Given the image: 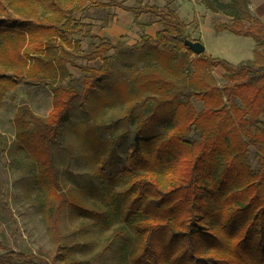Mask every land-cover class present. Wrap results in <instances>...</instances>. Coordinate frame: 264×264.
Listing matches in <instances>:
<instances>
[{"label":"rangeland","instance_id":"rangeland-1","mask_svg":"<svg viewBox=\"0 0 264 264\" xmlns=\"http://www.w3.org/2000/svg\"><path fill=\"white\" fill-rule=\"evenodd\" d=\"M3 1L14 13L35 17L28 2ZM111 1L120 6L107 5ZM208 1L217 12L212 13L205 0L87 2L70 15V30L51 34L44 53H39V62L43 63V75L39 76L44 82L80 91L85 78L96 72L89 94L72 101L69 119L58 132L61 145L52 147L58 184L52 190L60 193V197L49 195V180L40 178L37 164L24 147V136L33 126L29 124L25 131L21 124L29 113L47 117L54 104V93L49 87L34 83L28 73L34 52L27 58L14 57L9 64H4L7 62L0 56V70L28 77L26 81L17 80L0 103V264H38L39 259L33 256L50 264H130L129 255L137 238L135 217L126 219L121 214L117 198H111L113 192L123 193L134 176H145L148 172L164 186L175 181L174 171L163 166L149 171L153 165L140 163L136 171L131 170L127 158L136 140L142 137L162 143L173 135L183 134L185 140L194 143L190 153L199 158L197 164L203 168L199 176L211 186L222 171L229 173V178L242 168L252 171V189L256 190L254 214L263 215L264 148L250 139L254 129L239 126L238 118L243 116L247 121L254 116L242 113L233 117L234 129L203 150L199 144L204 134L197 119L205 107L220 112H231V108L242 110L241 97L250 93L260 80L253 78L246 82L245 72L234 73L223 65H211L200 54L193 53L185 60V50L170 53L164 45L154 47L149 42L135 48L141 38L161 28L159 18L150 13L135 15L122 8L156 5L162 10H175L183 22L194 13L196 19L186 25L185 31L192 40L199 41L201 21L210 26L231 24L233 16L239 15L248 24V0ZM201 12L206 15L198 18ZM44 14L51 12L45 10ZM7 37L9 33L0 31V44ZM100 40L109 48L100 49ZM254 43L259 54L238 63L264 64V45L258 46L255 40ZM233 45L223 50L226 55H232L229 47ZM258 118L264 121V104ZM183 119L186 126L179 127ZM158 147L152 156L141 143L145 159L153 160ZM108 155L111 167L106 171L112 175L113 185L99 171L101 159ZM55 210L59 214L56 227L52 220Z\"/></svg>","mask_w":264,"mask_h":264},{"label":"trees","instance_id":"trees-1","mask_svg":"<svg viewBox=\"0 0 264 264\" xmlns=\"http://www.w3.org/2000/svg\"><path fill=\"white\" fill-rule=\"evenodd\" d=\"M22 1L32 5L35 10L34 18L12 12L0 0V31L7 32L10 36L5 43L0 44V56L3 62H7L4 64H9L14 57L27 58L34 52L28 73L34 83L43 84L54 93V104L47 117L29 113L28 119L21 124H24L25 131L29 124L33 126L32 131L24 136V147L37 164L40 178L43 181L49 180V195L59 196L60 193L56 194L52 190L53 185L58 186L52 147L61 145L58 132L69 119L72 101L89 94L96 72L85 78L80 91L74 87L51 85L39 76L43 75L39 53H44V46L50 43L51 34L56 31L64 34L70 30L72 13L80 11L87 2L97 0H65L64 3L61 0ZM205 4L212 12L218 11L210 1L205 0ZM107 5L120 6L113 1ZM122 8L135 15L150 13L159 18L161 28L152 35L141 38L134 44L135 48L149 42L154 47L164 45L170 53L185 50V60L193 54L185 44L186 40H192L185 31L186 24L175 10H162L156 5ZM45 10L51 14L45 15ZM224 13L233 16L229 12ZM246 21L247 25L243 17L234 15L231 24H216L213 30H228L234 34L250 36L258 46L264 45L262 21L251 13L246 15ZM98 47L106 50L109 45L100 40ZM254 54H259L258 47L254 49ZM199 57L211 65H223L234 73L245 72L246 82L253 78L260 80L250 93L241 97L244 106L242 110L231 108V112H220L205 107L198 113V123L204 134L199 147L202 146L203 150L210 142L233 130V117L251 113L254 118L247 121L243 116L238 117L241 119L239 126L247 127V130L254 129L250 139L264 148V121L258 118L264 104V64L253 66L250 61L234 64L226 59L213 57L206 51ZM80 69L93 72L86 67ZM100 71L101 68L98 72ZM17 80L26 81L28 77L0 70V103L1 97L8 89L14 88ZM182 111L183 109L177 114L178 117ZM16 120L20 122L19 114L16 115ZM180 126H186L185 119L180 121ZM143 142L152 156L154 149L159 146L153 160L145 159L141 150ZM159 143L152 137L137 139L133 152L127 158L131 170L136 171V166L140 163L145 166L153 165L149 167V171L153 167L163 166L174 171L175 181L164 186L152 178L149 172L145 176L139 174L133 177L130 187L125 188L123 193L114 191L111 197L117 198L119 210L126 219L135 217L133 223L137 238L135 248L129 255L130 264H264V207L261 217L254 214V173L242 168L234 177L229 178V173L222 171L218 181L211 186L203 181V176H199L203 168L200 169L197 164L199 158H194L190 153L193 142L185 140L183 134H177L172 139ZM109 157L110 155L101 159L99 171L103 173L107 183L113 185V177L106 171L111 167ZM58 215V210L52 214L55 227ZM33 257L39 259L38 264H50L42 257Z\"/></svg>","mask_w":264,"mask_h":264},{"label":"crops","instance_id":"crops-1","mask_svg":"<svg viewBox=\"0 0 264 264\" xmlns=\"http://www.w3.org/2000/svg\"><path fill=\"white\" fill-rule=\"evenodd\" d=\"M248 10L251 14L258 17L264 24V0H248ZM203 11L207 10L205 9ZM204 15H206V12H201L200 15H198V18H202ZM186 17L187 18L184 19V21L188 27L196 19V16L193 13L190 17ZM200 24L202 27V33L198 34L199 38L205 46V51L211 56L223 59L227 58L232 61V63H238L240 60L243 61L253 59L255 43L252 37L234 34L228 30L216 32L213 30L214 25L210 26L203 23L202 21ZM231 43H234L235 45L229 47L232 53L230 57L226 55L223 50L226 49V47H228ZM240 44H242L244 48H241Z\"/></svg>","mask_w":264,"mask_h":264},{"label":"water","instance_id":"water-1","mask_svg":"<svg viewBox=\"0 0 264 264\" xmlns=\"http://www.w3.org/2000/svg\"><path fill=\"white\" fill-rule=\"evenodd\" d=\"M185 44L194 54H202L205 51L204 44L199 40H186Z\"/></svg>","mask_w":264,"mask_h":264}]
</instances>
